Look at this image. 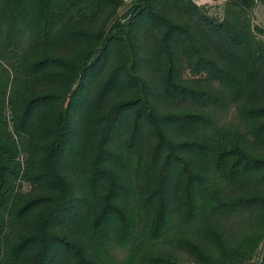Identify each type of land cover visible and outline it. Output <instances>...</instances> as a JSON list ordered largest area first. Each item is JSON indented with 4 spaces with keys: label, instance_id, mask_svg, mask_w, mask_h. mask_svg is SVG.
Segmentation results:
<instances>
[{
    "label": "trees",
    "instance_id": "16d2710c",
    "mask_svg": "<svg viewBox=\"0 0 264 264\" xmlns=\"http://www.w3.org/2000/svg\"><path fill=\"white\" fill-rule=\"evenodd\" d=\"M12 1L6 6L10 22L28 18L43 30L53 23L57 0H14L15 11H10ZM83 1L122 2L62 4L78 8ZM170 1L135 3L127 30L143 38L155 30L153 51L145 52L143 40L130 50L121 41L105 44L107 57L92 68L106 65V71L82 120L64 107L67 93L27 84L12 110L11 131L30 138L23 177L31 190L14 196L10 215L20 229L3 252V264H105L99 250L114 241L129 244L136 213L147 214L151 240L162 237L175 214L180 226H198L197 237L177 236L172 243L194 264H238L248 253L259 256L256 244L247 249L248 237L232 245L214 221L246 214L251 228L264 232V152L253 148L264 149V44L251 32L244 6L254 1H230L222 22L211 23L192 0H179L178 9L201 23V31L173 17ZM10 32L5 28V36ZM89 33L72 17L61 25L68 52ZM184 66L192 78L183 77ZM71 67L70 54L43 41L24 68L38 74ZM5 88L6 82H0V102ZM227 98L243 101L238 117L245 134L222 131L211 139L206 134L209 112ZM2 125L0 114V196H6L15 190L18 148L11 133L4 136ZM135 153L140 154L136 183L128 161ZM210 170L241 188L228 194L210 191ZM148 264L180 263L175 252L161 251Z\"/></svg>",
    "mask_w": 264,
    "mask_h": 264
},
{
    "label": "rangeland",
    "instance_id": "374dc122",
    "mask_svg": "<svg viewBox=\"0 0 264 264\" xmlns=\"http://www.w3.org/2000/svg\"><path fill=\"white\" fill-rule=\"evenodd\" d=\"M12 1V0H11ZM121 4L115 5L109 2L88 3L83 1L78 8L72 7L67 2L62 4V0H57L56 13L53 23L43 30L40 26L33 25V21L26 18H19L16 22H10L7 17L6 6L9 0H0V18L1 14L6 15L0 22V82L5 84V94L1 97L0 114L2 117V131L5 137L11 138L18 148V156L15 159V170L19 173L15 180V190L6 196H0V264H3V252L6 253L12 241L19 232L20 225L16 224L11 218L10 211L14 196L18 193H25L31 190L30 185L23 177V170L27 163L28 151H30V138L28 136L19 137L11 131L12 110L18 104L21 94L25 92L27 84H33L37 88L57 87L62 93H67L65 108H70L76 120H82L91 111V97L95 91L96 85L106 71V65L100 70L92 68L95 63H99L107 57L103 52V47L107 43H116L121 41L125 47L130 50L136 43L143 40V46L146 53L153 51L155 40V30H150L143 35H137L135 32L127 30L128 20L133 16V6L138 0H117ZM179 0H171L168 5V12L179 22L186 23L201 31L199 24L194 18L184 15L179 9ZM232 0H192L196 4L201 14L211 23H221L225 17L226 7ZM254 4H245L246 19L250 24V30L257 41L264 44V0H253ZM15 1L11 2L10 11H15ZM69 10L65 15L64 10ZM71 9V10H70ZM165 12V13H168ZM72 17L89 29V34L83 39H77L76 44L72 43L68 50L63 46L61 38V25ZM8 22V23H7ZM5 28L11 29L5 36ZM207 41L211 42V33L205 30ZM45 41L47 45L55 46L59 51H66L72 56V67L66 71L53 72L43 71L33 74L25 70V62L31 55L32 50L37 45ZM117 45V43H116ZM151 78L156 75L151 64L146 66ZM183 77L192 78L193 75L184 66ZM226 103H221L212 109L209 114L211 125L206 134L213 139L222 135V131L238 130L245 134V127L238 117V109L243 101L236 103L227 98ZM258 152H264L263 147L253 145ZM141 153V152H140ZM139 153L129 155L128 161L131 165L130 176L136 183L135 166L138 162ZM210 191H221L223 193L237 192L241 187L238 184H229L224 182L221 176L210 170L208 174ZM205 197L204 200H209ZM176 212L175 207L172 210ZM85 215V214H84ZM134 231L135 236L129 244H118L114 241L105 245L99 253L105 264H148L149 259L161 251H173L179 257L180 264H194L192 258L187 253L177 248H173L172 243L177 236H190L192 238L198 235V226L183 227L178 222V216L175 214L166 226L162 237L158 240H151L147 237L145 230L148 216L144 214H135ZM84 216L81 220H83ZM215 223L226 233L232 245L238 244L242 239H247L249 249L254 247L260 252L259 256L255 252L248 253L247 258L239 259L238 264H259L264 253V232L251 228L254 223L251 217L246 214H240L231 217L214 218ZM84 223H79L78 229L84 233ZM260 240L258 241V239ZM254 251V250H253ZM135 256V258H134Z\"/></svg>",
    "mask_w": 264,
    "mask_h": 264
}]
</instances>
